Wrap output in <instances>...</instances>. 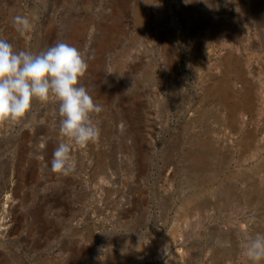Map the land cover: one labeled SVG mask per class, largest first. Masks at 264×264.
I'll return each instance as SVG.
<instances>
[{
	"label": "rangeland",
	"instance_id": "rangeland-1",
	"mask_svg": "<svg viewBox=\"0 0 264 264\" xmlns=\"http://www.w3.org/2000/svg\"><path fill=\"white\" fill-rule=\"evenodd\" d=\"M0 36L85 51L103 108L69 176L50 170L57 105L0 126V264H248L240 244L264 232V0H0Z\"/></svg>",
	"mask_w": 264,
	"mask_h": 264
},
{
	"label": "clouds",
	"instance_id": "clouds-1",
	"mask_svg": "<svg viewBox=\"0 0 264 264\" xmlns=\"http://www.w3.org/2000/svg\"><path fill=\"white\" fill-rule=\"evenodd\" d=\"M12 26L21 36L33 28L25 15L14 16ZM87 68L86 52L69 43L57 42L34 52L16 49L0 36V126H28L35 103L57 105L61 139L53 151L50 170L62 176L77 170L73 147L95 144L100 136L95 116L103 108L81 84ZM215 243L226 246L227 242ZM240 248L248 264H264V232L247 235Z\"/></svg>",
	"mask_w": 264,
	"mask_h": 264
},
{
	"label": "bare ground",
	"instance_id": "bare-ground-1",
	"mask_svg": "<svg viewBox=\"0 0 264 264\" xmlns=\"http://www.w3.org/2000/svg\"><path fill=\"white\" fill-rule=\"evenodd\" d=\"M103 46V45H102ZM98 47V46H97ZM227 53L229 54V56H228V58H230V52H229V50L227 51ZM237 59V58H236ZM218 84H220V88H218V90H221V92H222V94H221V99L222 100H225V94H224V92H223V89H222V87L224 88V86H223V84H226V80L224 79V78H220L219 79V81H218ZM209 155V154H208ZM197 156V155H196ZM191 157H192V155H191ZM194 157V156H193ZM192 157V158H193ZM198 158V157H197ZM206 158V156H204L203 154H201L200 156H199V160H204ZM3 204H4V202H3ZM2 204V205H3ZM202 207V206H201ZM5 209V208H4ZM9 221V220H8ZM245 258H241L240 260H238V261H241V260H244ZM244 262V261H243ZM240 263V262H239ZM234 264H236V262H234ZM245 264V263H244Z\"/></svg>",
	"mask_w": 264,
	"mask_h": 264
}]
</instances>
